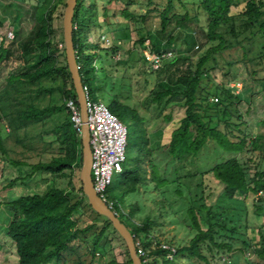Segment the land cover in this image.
<instances>
[{"label":"trees","instance_id":"trees-1","mask_svg":"<svg viewBox=\"0 0 264 264\" xmlns=\"http://www.w3.org/2000/svg\"><path fill=\"white\" fill-rule=\"evenodd\" d=\"M23 1L35 7L37 26L29 43L35 53L27 71L9 75L0 93V153L4 161L14 166L22 163L9 157L6 145L8 138L14 135L26 146L21 133L27 138V130L31 125L44 123L50 115L61 110L56 106L39 107L35 102V97L45 89L40 86L44 80L61 77L66 101L72 98L79 105L66 59L62 64L60 60L61 56L66 58L64 39H57L54 26L57 10L61 4H65V0ZM108 2L124 5L112 15V20L119 15L125 20L120 22L127 24L123 29L116 30V39L131 41L127 29L130 33L133 31L132 23L140 34V39L135 43L144 46L148 39L145 23L150 7L142 12L137 11L136 6L130 10L129 5H135L136 2ZM180 2L184 7L186 3H191L197 13L205 15L206 19L203 21L199 18V21L208 46L196 62L188 61L184 70L180 69L181 62L175 57L165 59V64L157 70L148 65L151 73H168L160 83L165 89L157 93V101L179 93L185 97V116L172 132L169 142L159 150L167 161L163 167V160L156 159V149L151 147L146 118L119 98L115 90V75L104 69L106 59L119 53L120 46L114 41L106 49L90 37L95 29L104 32L102 23L106 24L109 16L107 6L99 7L96 0L77 1L72 38L79 73L91 70L93 77L99 73L103 93L109 98L110 110L114 113L117 109L121 118L127 119L128 145L131 146L135 134V159L123 168L116 182L112 183H116L120 202L128 200L127 212L117 209V216L134 236L137 251H145V256L140 255L143 264H222L224 261L234 264L239 257L237 254L244 251H249L264 264V224L257 229L256 238L249 239L247 219L245 225H241L242 221L229 217L225 205L221 204L222 195L229 191L252 194L255 196L252 202L254 210L264 214V135L249 134L244 127L246 123L243 116L234 111L236 101L241 96L236 93L237 87H231V83L240 80L244 83L242 86L246 87L247 79L243 76L246 73L242 70L246 61L228 62L224 81H216L219 80L218 55L236 45L243 47L244 40L251 42L262 39L259 52L247 62L254 63V68L264 66V0ZM151 3L159 9L161 30L166 31L175 1L159 3L163 7L157 2L155 4L154 0ZM187 19L190 16L186 11L183 20ZM0 25L3 26L2 21ZM226 34L233 36V39H228ZM244 34L246 36L242 39ZM60 41L64 43L62 50L59 48ZM13 44L14 41L0 47V67L8 64L11 56L8 46ZM149 49L153 54L157 51L153 45H149ZM146 55L147 52L141 53L145 64H150ZM129 67L134 68L133 65ZM258 71L254 69L250 73L257 76ZM168 78L170 81H167ZM127 86L130 87L129 82ZM180 88L184 89L179 91ZM214 97L219 99L217 103L211 100ZM215 118L218 121L215 122ZM45 134L53 135L59 152L49 161L31 164V172L69 177L75 170H80L82 140L80 132L73 127L71 117ZM41 136L43 138L44 133ZM209 141H213L214 147V152L209 154L210 160L202 164L195 163ZM27 148L32 149L31 146ZM189 156L194 163L192 169H187L183 163ZM168 166H172L171 169ZM69 184L70 189L50 186L44 192L23 195L8 203L13 219L8 225L7 235L15 244L17 264H102L108 247L113 252V259L106 264H133L126 242L112 222L96 213L88 203L80 178L78 187L72 181ZM150 188L162 197L158 202L161 208L184 214V222L194 230V236L187 245L176 248L164 246L152 236L153 228L159 222L150 213L142 216L144 206L139 200L141 190L148 192ZM74 193H79L80 197L73 199ZM232 202L235 204L230 210L234 213L238 214L242 210L237 208V204L248 210L244 200ZM92 215L98 218L93 220ZM87 220L90 221L86 223ZM100 220L103 225L98 230ZM82 222L86 224L80 226ZM113 239L118 240L119 244L114 245ZM151 258L153 261H150Z\"/></svg>","mask_w":264,"mask_h":264},{"label":"rangeland","instance_id":"rangeland-1","mask_svg":"<svg viewBox=\"0 0 264 264\" xmlns=\"http://www.w3.org/2000/svg\"><path fill=\"white\" fill-rule=\"evenodd\" d=\"M101 8L107 6L109 16L107 17L108 27H105L103 22V30L101 33L98 29H95L91 34V39H95L103 48H110L114 41H117L120 46V52L112 54L107 58L104 63V69L108 73L115 75L114 84L116 86V92L119 98L126 103H129L132 107L136 108L138 112L146 118V125L148 129V135L151 141V147L156 149L155 157L157 160H163L162 166H166L165 158L160 154L159 150L162 146L169 142L172 132L177 128L181 119L185 116V97L181 93L177 95L165 96L161 100H156L158 92L164 90L160 83L166 79L167 72H154L148 69L149 64H145V58L141 56V53L147 52V59L151 58L153 53L149 49V45H153L157 51H171L176 59L181 62V70L187 67L188 61L196 62L200 54L207 48V39L205 33L200 26V20H205V15L201 12L197 13V9L186 3V0H174L175 8L170 16L166 31L161 30V20L158 8L151 3L153 0H126L130 4V10L134 7H138L137 11L144 12L150 7V14L145 23V29L147 40L144 46H139L137 41L140 39V34L136 30V25L131 24V29H127L128 35L132 37L131 41H124L123 39H116L117 29H123L126 23L123 17L117 15L113 17V12L124 5L121 3L108 4L109 0H96ZM180 1L186 3L185 8ZM65 4H61L55 15L54 26L56 28L57 39H63V16L66 8ZM159 3H165L166 0H154ZM153 4V5H151ZM163 7V4H159ZM158 9V10H157ZM189 13L190 19L183 20L184 13ZM0 18L4 19L7 26L18 32L13 45H9L11 50V56L8 60V64L0 67V93L6 84V79L11 74H20L27 71L29 64L33 61V55L35 50L30 43L31 36L35 32L37 26V18L35 13V7L23 0H0ZM119 20V22H118ZM102 21V19H100ZM99 21V23H100ZM116 21V22H115ZM122 21V22H120ZM115 22V23H114ZM113 23V24H112ZM246 35L241 36L243 39ZM172 38L169 41V38ZM228 39H233V36L226 34ZM126 40V39H125ZM136 41V43H135ZM31 45V46H30ZM262 45V39L243 41V47L236 45L231 49L225 50L217 57V73L219 75L218 82H223L225 72L228 71V62L242 60L246 61L242 70H245L243 76L246 80V87L242 86L244 83L240 80L239 85L236 87V93H240V99L236 102L234 111H238L243 116V121L246 123L244 126L249 134L264 135V66H257L254 68V63L247 62L248 59L253 57L259 52ZM200 49L198 50V47ZM131 51V52H130ZM156 51V52H157ZM155 52V53H156ZM145 57V56H144ZM64 57H60L61 64L64 63ZM134 63V64H133ZM149 63V62H148ZM163 63L162 65H164ZM133 65L134 68L129 66ZM258 69L257 76H252L250 71ZM82 83L86 85L87 92L90 97L96 101L103 100L109 107L108 95L103 93L101 87V76L99 73L95 74L91 70L86 73H81ZM167 81H170L169 78ZM127 82L130 83V87L127 86ZM45 89L35 97L36 103L39 107L56 106L60 107V111L53 113L44 122L37 125H31L27 130V138L21 133L22 139H25L26 146L22 141H18L15 136H10L6 141L8 147V155L14 161H21V165L14 166L7 161H4L0 153V264H17L18 256L16 253V247L14 242L7 235V228L11 220L13 219V213L11 212L8 203L14 201L23 195L32 194L35 192H44L50 186L59 188L70 189L71 185L69 181H72L73 185L79 186L80 170H75L74 174L69 177H60L43 172H31V164L38 161H49L53 156H56L59 152L58 143L55 142V138L51 134H45L46 131L52 129L55 125L61 123L64 120L70 119V114L66 107V97L63 93L64 85L61 77H56L55 80H44L40 85ZM36 86V88L40 87ZM231 87H233L231 85ZM211 88V87H210ZM184 88H180L179 91ZM114 114L121 118L120 112L115 109ZM125 126H128L127 119L121 118ZM218 121L215 118V122ZM7 131V129H6ZM7 133V132H6ZM41 133H44L42 138ZM206 148L201 152L200 157L195 159V163H206L209 158V154L214 152L213 141H209ZM27 146H31L32 149H28ZM179 152V151H178ZM136 156L135 146V134L132 137V144L127 145L125 149V161L124 167H128L131 161H134ZM183 163L186 164L187 169H192L194 165L191 156L185 158ZM177 164V162H176ZM171 167L172 166H168ZM118 174H114L113 180L116 182ZM113 181V182H114ZM80 197L79 193L73 194V199ZM223 199L221 204L225 205L226 213L229 217H233V220L242 221L241 225L249 223V230L247 235L249 239H255L257 236V229L264 224V214H258L252 206L255 196L245 193L229 191L222 195ZM106 198L109 201H113L114 206L117 209H121L124 213L127 212L128 200L124 203L120 202L118 195V189L115 184L108 185L106 188ZM244 200L248 205V210H244L237 204L238 209H242L239 213H234L230 209L233 208V200ZM138 200V199H137ZM144 206V213H150L156 221L159 222L158 226H155L152 231V236L158 239L163 245L171 246L173 248L187 245L194 236V230L190 229L187 223L184 222V214L181 211L174 213L167 208H161L158 202L162 200V197L154 192L152 188L148 192L141 190L140 199ZM135 201V200H132ZM94 220L98 217L92 215ZM91 219V220H92ZM125 219V216H123ZM247 219V221H246ZM138 220V219H136ZM90 220H87L88 223ZM82 222L80 226L86 224ZM102 220H100L98 230L102 227ZM114 245H118L119 241L113 239ZM239 257L235 259L234 264H262L257 258L253 257L249 251H244L241 254H237ZM171 257V256H170ZM113 259V252L108 247L107 254L103 257L102 264L109 263ZM149 261V259H148ZM150 261H153L151 258ZM97 264V263H88ZM222 264H230L228 261H224Z\"/></svg>","mask_w":264,"mask_h":264},{"label":"built area","instance_id":"built-area-1","mask_svg":"<svg viewBox=\"0 0 264 264\" xmlns=\"http://www.w3.org/2000/svg\"><path fill=\"white\" fill-rule=\"evenodd\" d=\"M0 21L3 22V26L0 25L1 47L3 44L13 42L16 39V32L7 26L4 19L0 18ZM59 48L61 50L64 49V43L62 41L59 42ZM173 56L174 54L171 51H157L149 59V66L157 70L162 66L165 59L172 58ZM231 85L236 87L239 83H231ZM239 88H242L241 83ZM83 90L86 99L87 124L90 132V146L92 150L91 175L93 186L97 195L117 216L118 211L113 201H109L106 198V188L113 183L114 174H119L123 171L125 149L128 145V129L123 121L110 110L103 100L96 101L88 95L85 84H83ZM211 100L217 103L219 99L214 97ZM66 107L70 114L73 127L81 135L83 122L79 105L75 99L71 98L66 101ZM138 255L145 256V251L140 249Z\"/></svg>","mask_w":264,"mask_h":264},{"label":"water","instance_id":"water-1","mask_svg":"<svg viewBox=\"0 0 264 264\" xmlns=\"http://www.w3.org/2000/svg\"><path fill=\"white\" fill-rule=\"evenodd\" d=\"M78 0H67L66 8L63 16V39L65 43V57L69 71L74 82L77 100L79 103L81 117H82V166L80 169V181L83 185V191L87 197L88 203L92 209L99 215L107 217L113 224V227L122 236L128 247L130 257L133 264H143L134 241V236L126 225L120 220L118 216L108 207V205L95 192L92 175V150L90 146V132L87 124L86 99L83 90V83L79 73V67L74 50L72 31H73V16Z\"/></svg>","mask_w":264,"mask_h":264}]
</instances>
